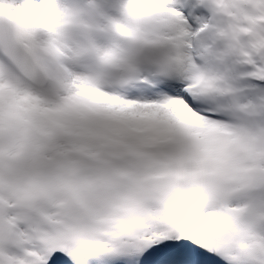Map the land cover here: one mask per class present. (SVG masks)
Listing matches in <instances>:
<instances>
[{
    "label": "snow or ice",
    "instance_id": "1",
    "mask_svg": "<svg viewBox=\"0 0 264 264\" xmlns=\"http://www.w3.org/2000/svg\"><path fill=\"white\" fill-rule=\"evenodd\" d=\"M0 264H264V0H0Z\"/></svg>",
    "mask_w": 264,
    "mask_h": 264
}]
</instances>
